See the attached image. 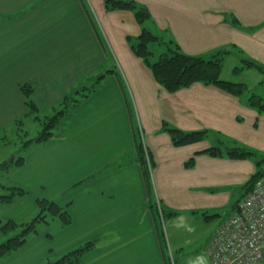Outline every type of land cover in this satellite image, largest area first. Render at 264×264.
Listing matches in <instances>:
<instances>
[{"label":"crops","instance_id":"obj_1","mask_svg":"<svg viewBox=\"0 0 264 264\" xmlns=\"http://www.w3.org/2000/svg\"><path fill=\"white\" fill-rule=\"evenodd\" d=\"M132 1L147 7L151 18L139 24L134 12L108 10L105 0H0V132L28 112L23 85L33 88L38 112L94 85L53 137L31 144L24 163L8 172L11 186L28 194L0 218L30 221L37 199L46 198L66 207L72 223L56 218L40 225L0 264H46L88 241L95 246L80 264H167L170 256L177 264L179 252L202 258L195 264H213L209 242L223 222L195 241L181 236L185 225L211 221L215 189L245 174L248 161L203 151L213 147V132L242 139L246 131L262 130L264 137V114L247 106L245 93L235 96L214 85L167 91L128 39L146 28L165 43L151 44L153 51L169 43L194 56L221 51V78L248 87L242 76L253 68L225 77V61L238 51L264 65V0ZM165 123L207 135L177 146ZM140 131L151 156L152 190L138 162ZM154 204L175 213L166 217L170 253Z\"/></svg>","mask_w":264,"mask_h":264},{"label":"trees","instance_id":"obj_2","mask_svg":"<svg viewBox=\"0 0 264 264\" xmlns=\"http://www.w3.org/2000/svg\"><path fill=\"white\" fill-rule=\"evenodd\" d=\"M105 6L111 11L129 10L134 12L135 18L139 24H143L146 20L151 18V14L147 7L138 5L132 0H105ZM128 41L135 55L144 61L145 65L151 70L155 80L159 83V85L169 92H175L194 83L214 85L235 96H241L248 91V87L244 83L223 80L221 78V73L223 70L221 51L212 53L209 56H194L182 52L176 45H174V47L170 46L169 43L167 46V52L163 53L158 61L153 62L151 61V56L153 53L150 50V45L155 42L165 44L160 37L154 35L150 30L143 28L142 32L137 38H129ZM251 68H255L264 74V65L251 60H243V65L240 67H235L234 72L238 73L243 69ZM93 89L94 85L92 87L84 88L82 90L84 92L77 91L75 93L76 95L72 94L66 96L62 102V109H60L53 116H48L42 119L36 115L37 120L42 125V129L37 137L24 141L23 148L26 150L31 144L44 143L52 138L62 118L72 108L77 106V104L81 101V98L88 96V94L93 91ZM21 90L23 91V94L26 98V105L28 108L26 115L37 113V105L32 100L33 88L30 85H23ZM78 93L81 95V97H79ZM248 102L251 107L258 110L259 113L264 114V97L252 94L248 98ZM17 123H19V121H17ZM164 128L170 134L173 144L177 146L202 141L207 135V131L184 132L180 129L170 127L166 123ZM139 139L140 140L137 141L136 146L138 151V162L143 170V175L145 177L148 189L152 190L151 176L145 161L141 136ZM203 152H206L214 157L227 155L233 159H248L255 155V152L249 148H229L226 146H213L207 148ZM23 163L24 155L14 158L13 162L3 161L0 163V189L5 188L9 191L6 194H0L1 203L10 205L17 199L28 194V191L22 187L5 186L1 182L3 172L7 173L13 167L20 166ZM193 163L194 158H191L187 162V166H191ZM258 164V171L247 183L243 197L253 188L256 181L264 175V158L260 160ZM152 207H155L159 217L161 216L160 212L162 211L161 217L163 219L175 214L172 212L166 213L163 208L157 204H154ZM37 208L39 210L38 214H36L34 218L27 222H18L15 220L4 221L0 219V230L5 234L12 233V236L0 244V259L20 249L27 242L29 236L39 233V224L46 225L51 219L56 218L59 219L64 226H68L72 222L71 215L67 211L66 207L59 205V203L54 200L40 198L37 200ZM94 246L95 242L93 241L85 242L84 244L67 251L63 254V256L57 258L56 260L50 261L48 264H80L82 262L83 256ZM167 260V264H174L171 258H168Z\"/></svg>","mask_w":264,"mask_h":264},{"label":"rangeland","instance_id":"obj_3","mask_svg":"<svg viewBox=\"0 0 264 264\" xmlns=\"http://www.w3.org/2000/svg\"><path fill=\"white\" fill-rule=\"evenodd\" d=\"M150 50L153 52V55L151 56V61L153 62L158 61L161 58L162 54L167 52V49L163 46L162 48L157 47L154 51L151 48ZM232 55L233 56L231 58L225 61V70H224L225 77H231V78L236 77L237 74H239V72L235 73L233 70V66L240 67L241 65H243V60L245 59L242 57V53L238 51L232 52ZM245 55L246 53L244 54V56ZM246 60L249 59L246 58ZM251 61L258 62L256 60H251ZM243 70L248 71L247 69H243ZM242 77L245 78V80H247L249 84L248 86L249 90L244 94L245 98H249L252 94H256L264 97V74L253 68L252 70H250V72H246V74H244ZM87 85H91V83H87ZM247 106L250 107V105ZM62 107L63 106L61 104L59 106H56L54 109L47 108L46 111H40L37 113H32L23 116L22 118H20L19 123H17V125L16 123L13 124L14 126L12 129L11 128L5 129L4 132H0V163L3 161L10 162L11 159L14 160V158L25 154L24 151L25 149L23 148V142L28 139H33L37 137L42 129V125L37 120L36 115L44 119L45 117L55 115L60 109H62ZM261 131L262 130L253 132V133L260 132L259 134L256 135L246 131L243 134L242 139L234 137L230 135V133L229 134L219 133V132L218 133L213 132L211 134L209 133L210 134L209 140L212 142L213 146H221V147L226 146L229 148H234V147L249 148L250 150L255 152V155L252 156L251 158L245 159L248 161L245 166V171H246L245 174H241V176L237 178L233 183H231L228 187L215 189V193L216 194L218 193L217 195L219 196L216 197L217 199L216 204L218 206H216L214 210L209 211L210 212L209 215L216 214L213 217L211 216L212 217L210 219L211 221L206 222L205 220L201 219L199 223H192L193 225L191 226L185 225L186 231L184 230L181 238H183L186 235V238L191 237L193 241H195L200 237H202L206 233V230L208 228L210 229V231H214V229L218 225H220L222 222H225V220L232 214L234 208L242 201L247 183L250 181L253 175L257 173L259 166L258 162H260V160L264 158V143H263L264 137L260 135ZM141 140L144 145L145 143H144L142 131H141ZM8 174H9L8 172L7 173L3 172L1 177V182L5 186H11L12 184L8 179ZM8 192L9 191L5 188L0 189V194H6ZM12 205H14V203L8 205L0 202V218H2V216H8L9 214L8 212L11 211L10 206ZM15 207L18 208L19 206H15ZM168 220H169L168 218L160 219V224L162 226V230L164 233L162 235L164 240L163 241L164 245L168 253H170L169 239H168L169 237ZM40 225L43 224H39L38 227L39 230L41 229ZM10 236H12V233L5 234L0 230V244L5 242ZM64 253H61L59 257L63 256ZM185 253L186 256L184 257L183 254ZM177 255L179 256V258H177L179 263L177 262V264H195L196 262H200V261L202 262V258L198 256L190 257L187 254V252H179L177 253ZM48 263L46 262V264Z\"/></svg>","mask_w":264,"mask_h":264},{"label":"built area","instance_id":"obj_4","mask_svg":"<svg viewBox=\"0 0 264 264\" xmlns=\"http://www.w3.org/2000/svg\"><path fill=\"white\" fill-rule=\"evenodd\" d=\"M143 148L151 176V157ZM208 249L213 264H264V175L218 227Z\"/></svg>","mask_w":264,"mask_h":264},{"label":"water","instance_id":"obj_5","mask_svg":"<svg viewBox=\"0 0 264 264\" xmlns=\"http://www.w3.org/2000/svg\"><path fill=\"white\" fill-rule=\"evenodd\" d=\"M10 162H13V159H11Z\"/></svg>","mask_w":264,"mask_h":264}]
</instances>
